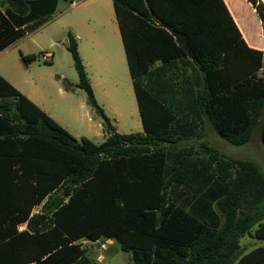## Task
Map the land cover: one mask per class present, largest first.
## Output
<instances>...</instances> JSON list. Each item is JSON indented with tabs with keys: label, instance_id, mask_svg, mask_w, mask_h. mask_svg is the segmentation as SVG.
<instances>
[{
	"label": "trees",
	"instance_id": "16d2710c",
	"mask_svg": "<svg viewBox=\"0 0 264 264\" xmlns=\"http://www.w3.org/2000/svg\"><path fill=\"white\" fill-rule=\"evenodd\" d=\"M112 1L142 132L114 131L69 32L75 87L101 118L102 143L75 139L0 76V264H97L81 242L98 240L116 242L132 264H264V245L240 246L244 236L264 241V175L200 133L210 125L239 146L257 129L264 147V48L246 45L222 0ZM246 1L264 43V5ZM56 3L0 0V51ZM129 15L149 41L130 44Z\"/></svg>",
	"mask_w": 264,
	"mask_h": 264
},
{
	"label": "crops",
	"instance_id": "0c3cea01",
	"mask_svg": "<svg viewBox=\"0 0 264 264\" xmlns=\"http://www.w3.org/2000/svg\"><path fill=\"white\" fill-rule=\"evenodd\" d=\"M59 1L60 0H57L56 8L60 5ZM62 1L68 4L70 8L74 7L78 8V10L73 20L65 26L64 32L57 35L53 41H51L49 46L55 45V40L62 38L66 49V35L68 32L71 33L75 38L77 51L83 64L95 101L98 106L102 108L105 116L109 119L114 131L119 133L117 131L116 124L120 122L122 118L126 117L127 113L137 118V121L141 124V118L133 91L132 80L129 74L119 24L113 8V1L77 0L78 2L82 1V3L75 6L70 5V0ZM123 1L133 2V5L137 7L141 6L139 0ZM222 1L236 24L246 45L252 49L263 51L264 43L262 38L261 22L250 3L246 0ZM260 1L264 5V0ZM160 4H163V2H160L159 5ZM123 8L124 10L128 9L132 11L133 14H136L133 9L128 7V4L124 5ZM55 11L52 14H54ZM134 21L135 20L131 15L124 16V18H122V22H128L127 24H124V32L126 33L128 40H130V44L131 42L134 45L135 42L138 41H149V39L146 38L141 39L140 36L134 33L135 29L139 26V24L134 23ZM27 35L28 34L25 36ZM25 36L14 41L7 48L0 51V53L9 49L13 44L20 41V39ZM21 54L27 55L34 53L25 51ZM45 54L49 55V60L54 57L53 53L48 52ZM20 65L23 67L22 71L28 74L31 73L32 70L29 63L25 64L21 60ZM159 65L160 62L156 61L152 68L158 67ZM0 76L34 105H36L41 111L57 122L75 139L79 140L84 137L95 144H100L105 140L106 135L103 132L101 118L87 105L86 96H79L77 98L78 100L76 99L78 101L77 105L75 107L73 106L74 100L72 95H74L75 90L78 89L75 87L78 83V77L77 81L68 82L73 86L70 91H65L62 86L57 87L58 93L62 95L61 100L64 102L61 105L62 109L58 112L59 109L51 105L49 100L45 97L46 91L42 89V85L35 81L31 76H28L26 79L14 78L3 71L0 72ZM57 79L60 84L61 81H67V79H65V75L62 73L57 76ZM124 100L129 101V105L132 106L128 110H125L126 106L124 104ZM61 110H63V112H61ZM92 114L99 117V120L95 125L90 126L88 124L84 126L80 122L79 117L86 116L88 121H90ZM138 132H142V126L141 131ZM98 137H101L102 140L97 143V141H94V138ZM40 207L41 205L35 206L31 211V215L39 212ZM25 228L26 223H22L17 226L18 231L24 230ZM98 241H82V243L87 242L97 245ZM112 242V240H104V243H101L100 247L103 245V250H106L107 248L105 247V243L111 244ZM95 259L97 264H104L106 261V258L101 254H99V256Z\"/></svg>",
	"mask_w": 264,
	"mask_h": 264
},
{
	"label": "rangeland",
	"instance_id": "374dc122",
	"mask_svg": "<svg viewBox=\"0 0 264 264\" xmlns=\"http://www.w3.org/2000/svg\"><path fill=\"white\" fill-rule=\"evenodd\" d=\"M59 3L60 5L56 8L55 13L46 17L41 26L29 32L27 36L13 44L6 51L0 53V72L3 71L14 78L26 79L28 76H31L42 85V89L46 91L45 97L51 105L59 109L58 112L62 109L61 105L64 102L61 100L62 95L57 91V87L61 86L57 76L62 73L65 75L67 82H71L77 81V73L72 66V59L65 49L63 39L58 38L55 40V45H49L57 35L64 32L65 26L73 20L78 10V8H70L62 0ZM80 3L82 1H79L77 5ZM25 51H30L36 55V59L29 63L32 70L30 74L22 71L23 67L20 65L19 53ZM48 52L54 54L53 59L43 61L41 56ZM72 96L74 100L73 106L75 107L78 102L77 98L85 96V94L82 90L76 89ZM124 104L126 106L125 110L132 107L126 100H124ZM79 119L84 126L88 124L92 126L97 123L99 117L92 114L90 121H88L86 116H80ZM137 120L133 115L127 113V116L116 124L117 131L121 134L141 131V124ZM200 129H202L200 133L203 135V140L214 146L220 153L227 157L251 161L257 165L259 171L264 175V147L260 142L257 129L253 131L248 143L239 146L222 139L210 125H205L204 128ZM101 140V137L94 138V141H97V143ZM101 243H104V240L98 241L97 245L81 242V247L86 250L90 258L95 259L99 254L104 256L106 258V261H103L104 264H132L131 253L121 251L116 242H112L111 244L105 243L106 250L100 247ZM260 245H264V241L256 240L249 236H244L240 239L243 253Z\"/></svg>",
	"mask_w": 264,
	"mask_h": 264
},
{
	"label": "built area",
	"instance_id": "2783aa9c",
	"mask_svg": "<svg viewBox=\"0 0 264 264\" xmlns=\"http://www.w3.org/2000/svg\"><path fill=\"white\" fill-rule=\"evenodd\" d=\"M77 3H78L77 0H72V1L70 2V5H71V6H75V5H77ZM41 58H42L43 61H48V60H49V55L44 53V54L41 56ZM101 248H102V249L104 248L103 245H101Z\"/></svg>",
	"mask_w": 264,
	"mask_h": 264
},
{
	"label": "bare ground",
	"instance_id": "6f19581e",
	"mask_svg": "<svg viewBox=\"0 0 264 264\" xmlns=\"http://www.w3.org/2000/svg\"><path fill=\"white\" fill-rule=\"evenodd\" d=\"M126 95H127V93H126ZM127 100V99H126ZM127 103H129V101H127ZM129 107V106H128Z\"/></svg>",
	"mask_w": 264,
	"mask_h": 264
},
{
	"label": "water",
	"instance_id": "95a60500",
	"mask_svg": "<svg viewBox=\"0 0 264 264\" xmlns=\"http://www.w3.org/2000/svg\"><path fill=\"white\" fill-rule=\"evenodd\" d=\"M66 41V40H65Z\"/></svg>",
	"mask_w": 264,
	"mask_h": 264
}]
</instances>
